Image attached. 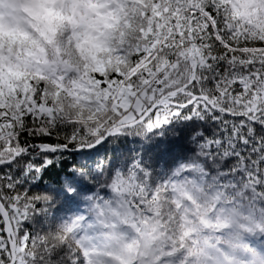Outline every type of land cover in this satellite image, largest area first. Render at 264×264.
<instances>
[{"label": "snow or ice", "instance_id": "obj_1", "mask_svg": "<svg viewBox=\"0 0 264 264\" xmlns=\"http://www.w3.org/2000/svg\"><path fill=\"white\" fill-rule=\"evenodd\" d=\"M0 264H264V0H0Z\"/></svg>", "mask_w": 264, "mask_h": 264}]
</instances>
